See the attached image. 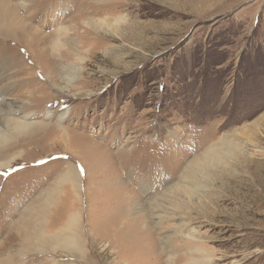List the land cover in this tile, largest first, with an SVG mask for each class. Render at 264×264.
<instances>
[{
    "label": "rangeland",
    "instance_id": "1",
    "mask_svg": "<svg viewBox=\"0 0 264 264\" xmlns=\"http://www.w3.org/2000/svg\"><path fill=\"white\" fill-rule=\"evenodd\" d=\"M10 1L0 264H264V0Z\"/></svg>",
    "mask_w": 264,
    "mask_h": 264
},
{
    "label": "bare ground",
    "instance_id": "2",
    "mask_svg": "<svg viewBox=\"0 0 264 264\" xmlns=\"http://www.w3.org/2000/svg\"><path fill=\"white\" fill-rule=\"evenodd\" d=\"M20 5V4H19ZM20 6H18L17 4H13L10 0H0V30L2 33L3 37H6L9 33L10 30H12L13 32H18V33H25L26 32H30L31 31V26L30 25H25L24 20L20 17L19 15V11H20ZM85 23H87L89 26L94 27L96 29H101V25H104L106 27V29H110V26L113 25L112 23H103L101 25H99L98 22H90V21H86ZM99 25V26H98ZM113 27V26H112ZM33 33L37 36L41 35L39 30H37L36 28L34 29ZM79 34V33H78ZM72 35V34H71ZM69 36V35H68ZM28 36H26L27 41L29 42ZM70 38V37H69ZM34 39V38H32ZM43 41V40H42ZM0 42L3 43V40L0 39ZM17 44V43H16ZM81 44V43H80ZM73 45V44H72ZM52 46V45H51ZM80 46V45H79ZM78 46V47H79ZM22 47V46H21ZM57 44L53 45L52 48H57ZM52 48L50 47V50H52ZM82 49V48H81ZM116 49V48H115ZM55 50V49H53ZM77 51V50H76ZM81 51V50H80ZM56 52V50L54 51ZM69 52V51H68ZM35 53V52H34ZM72 53V52H71ZM75 53V52H74ZM53 55V54H52ZM63 56V55H62ZM48 57V56H47ZM4 61V59H2V61L0 60V77H4V73H5V69L4 66H2V62ZM7 63V62H5ZM4 64V63H3ZM42 64V63H41ZM46 64V63H45ZM45 67V66H44ZM43 68V67H42ZM47 68V67H45ZM58 68V67H57ZM79 70H81L82 68L79 67ZM30 70V69H29ZM33 70V69H32ZM62 70V69H61ZM65 71V70H64ZM68 71V70H67ZM39 73V71H38ZM46 73V72H45ZM48 73V72H47ZM31 74V73H30ZM44 74V73H43ZM57 74V73H56ZM77 75V74H76ZM47 77V76H46ZM73 77V75H72ZM35 78V77H34ZM49 78V77H48ZM51 78V77H50ZM55 79V78H54ZM67 79V78H66ZM56 80V79H55ZM72 82L74 81V79H71ZM69 81V79H68ZM37 82V81H36ZM2 83V81L0 82ZM40 83V82H39ZM71 91V90H70ZM6 93V92H5ZM45 118L44 119H51L54 117L53 112L48 111L45 114ZM11 122H13L15 125L13 128L17 129L19 132H23V128L27 125H32L34 123L30 122H21V121H9L8 123L10 124ZM20 122V123H18ZM45 122V121H44ZM46 123V122H45ZM39 126V125H38ZM13 135V134H12ZM10 162H7L5 164H1L0 167L3 166H8ZM77 216L76 215H71L69 218V223H74L76 220ZM38 229H40V226H37ZM16 230V229H15ZM17 235V233H16ZM56 238H54V244H56ZM72 246V243L70 244ZM68 246L67 248H71V246ZM82 255V254H81Z\"/></svg>",
    "mask_w": 264,
    "mask_h": 264
}]
</instances>
